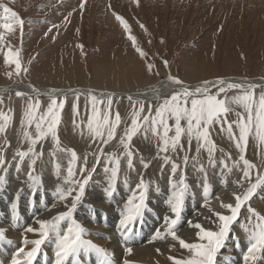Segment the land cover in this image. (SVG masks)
<instances>
[{
    "label": "rangeland",
    "instance_id": "rangeland-1",
    "mask_svg": "<svg viewBox=\"0 0 264 264\" xmlns=\"http://www.w3.org/2000/svg\"><path fill=\"white\" fill-rule=\"evenodd\" d=\"M82 2L84 4L83 8L80 7ZM0 3L11 7L24 21L22 31L20 26H16L13 34H7L6 43H10L13 50L19 49L22 69H27V72L22 70L17 75L15 65L5 64L4 54L0 52V88L18 87L12 95V102L8 100L10 98L8 94H0V97H3L0 111H4L8 115L14 113L13 120L9 122L10 125L8 124L5 133H0V150L3 151L5 158L4 167L7 168L6 183L3 190L0 191V198H3V206L0 202V215L4 211L6 213L5 220L9 222L13 221L9 204L13 202L16 192L21 189L19 199L22 201L27 200L28 205L25 207V204L18 202L19 219L16 220L18 224L21 220L22 223L26 222V218H28L26 223V226H28L27 224L34 220L36 215L33 214L37 212L35 209L39 205H45L49 208L54 206L63 210L66 203H71L70 199L60 201L55 197L58 185L65 188L71 186L64 183V179L67 176L70 153L57 150L51 137L44 140L42 145L37 144L36 146L38 152L41 147L43 148V155L34 166V174L41 179V183L36 187L34 197L32 190L28 187L27 179L30 158L26 157L21 164L20 171H16V162L19 158L17 157V160H13V156L17 150H26L28 147L27 141L24 140L21 126V119L27 101L26 97L16 96V92H23L35 98L37 93L32 92V87L46 90L50 88L58 89V87L59 89L87 87L94 90L122 91L129 94V92L136 91L144 85L148 84L147 86H151L160 83V81H167L169 74L179 77L185 84L195 86L202 81H212L217 78H224L228 81L234 79L264 80V0H139L138 4L136 0H0ZM115 14L124 18L129 26L128 31L116 19ZM66 17L67 19H65ZM54 25L55 27H53ZM130 36L135 38V44L129 38ZM137 48L142 50L143 56L137 51ZM165 61H167V67L165 66ZM148 64L153 65L151 72L148 71ZM10 73L11 75H9ZM0 91L3 92V90ZM261 91H264V84H261L256 89L257 96ZM234 94H236V90H231L228 93L230 96ZM49 95L51 96L52 94L50 93ZM49 95L46 94L45 96V94L39 93L41 112L46 111L50 103L51 97ZM91 96H95L98 101H104V104L99 105L100 107L106 106L107 96L103 97L92 93L81 94L74 91L66 96H56L58 100H65L64 107L60 113L61 121L58 126V136L60 147L63 149H74L79 157L74 166L77 172V179L81 178L79 169L84 164L85 156L87 157V168L89 171L96 165V170L85 187L82 199L85 198L83 200L87 203L95 204L96 206H98L97 202H102L101 204L104 206L107 205L106 210L110 217L107 218L106 215L103 220H110L120 215V210H122L125 201L131 195V190L135 189L136 184L143 177L149 186L147 198L150 196L153 200L150 202L151 199H149L147 202L148 208H151H149L150 211L149 209L146 210L147 214L144 212L143 216L145 218L150 215L147 217L148 219H145L154 224L155 229L161 228L163 222L154 223L153 218L158 216L162 219L167 214V211L159 208L155 203L158 204L160 202L163 206L169 207L167 199L170 192L169 176L172 162L180 166L173 180L179 181L183 173L186 183L189 185V194L186 197L185 204L200 199V195L201 198L204 196L203 185L206 176L207 183L211 188L208 201L212 200L217 190H228V193H222V197L218 202L220 206L215 205V207L216 211L229 214L226 209L221 207V202L234 204V184L237 181H241L244 186L242 189L245 191V188L248 187V180L242 181L244 165L240 161V150L236 147L235 141L229 139L227 132L221 131L218 125L214 127V130H211V134L214 133L211 136L213 137L214 135L215 137L211 139L218 146L216 148L218 152L216 154L215 152L213 153L214 164L210 163L209 154L204 148L203 150L201 148L202 153L200 155H197V152H189L187 140L182 141L184 144L183 150L177 148L176 152L170 151L167 153L171 159L168 163H165L163 159L164 153L155 155V152L158 151L157 138L151 133L148 134L147 138H145L143 133H138L131 143L133 167L131 169L128 167L126 156L120 157V172L116 183V191L111 196L113 199L114 195L117 194L123 199H120L118 205H113L109 201L104 200L110 197L106 192L110 173H105L104 171L106 155H101L97 164L96 157L99 154L101 144L99 141L91 139L86 127L87 118L91 114ZM111 98L113 116L117 109L121 113V134L125 126L123 122L127 121L130 123L133 104L138 101L143 102L145 107L144 114H147L149 105L154 109L161 101L144 102L139 98L129 100L127 96ZM74 104L77 105L76 113L73 111ZM11 106L13 109L9 113ZM232 107L235 111L228 114L229 121L235 120V113L242 111L238 106L232 105ZM28 130L35 134L34 126ZM120 135L117 134V137L109 142L108 145H103L105 154L115 152L119 155L123 152V147L119 144ZM219 135L220 137H218ZM214 139H219L220 142ZM8 142H10V146ZM256 142H258L256 139L250 137L245 151V159L256 165V168L252 170L251 182L253 183L257 173L264 174L262 162L258 161L259 159L261 161L264 160L262 158L264 157V147L262 148L264 145L261 146L259 142L258 144ZM190 153L192 154L191 157L189 156ZM49 156L52 160L46 159ZM81 156L82 160L80 161ZM185 156L188 157L186 164L184 162ZM142 161L149 166L145 168ZM152 161L154 162L153 164H151ZM44 162H49L50 165L48 166ZM57 165H59V169H57ZM193 166H195V172L190 178V169ZM149 170H151V173L147 174ZM57 172H59V176ZM3 174V170L0 169V175ZM125 178H127V184L124 183ZM166 181L167 183H165ZM152 184H154L153 186L156 189L154 191L151 189ZM162 186L166 187L165 191L167 190L168 193L164 191L166 197L164 196V198L160 199L162 194L160 196L157 188L159 189ZM263 189L264 187L257 189V194L255 193L244 207L246 214L241 216L239 214L238 220L231 226V232L225 246L217 253V262L224 264L225 261L223 260L225 258H232L240 250H243V253H238L240 258L237 257L236 259L239 260L240 264H244L243 254H245L244 251L248 246V233L244 228L248 226V217L250 215L247 205L264 215ZM99 195L100 197L103 196L102 199L98 198ZM38 196H41L40 199ZM51 197L54 198L52 199ZM33 199L34 204L30 203ZM203 203H205V200ZM195 208H197L196 205L193 206L192 210H194L192 213L197 211H195ZM115 210L118 214H116ZM190 215L191 212L183 208L181 221L191 220ZM96 217L97 219L99 218L97 215ZM209 218H206L203 223L201 220L195 223H200L214 231L218 230L217 224L212 222L216 219L213 213ZM253 219L255 218L253 217ZM103 220L101 224L106 228ZM116 220L119 221L117 218ZM99 221L100 218L98 219ZM96 223H93V225H96ZM9 224L11 223L6 222L5 226L0 227L5 233V240L0 241V257L3 259L0 260V264L10 263L12 255L21 246L26 251L33 247L30 243L24 244L25 237L29 241L40 238L38 232H33L29 236L25 232L17 233L18 231L15 228H13L14 230H8ZM67 225L62 226L61 222L62 229H66ZM96 227V229L84 227L87 232L84 239L91 241L96 239L97 241L93 240V243L105 249L107 256L92 251L86 255L84 253L80 254V257H75L76 260L74 257H69L66 263L73 262L76 264L75 262H77L78 264L81 261L82 263L85 262L83 264H94L93 259L100 256L99 264H119V262H122V258L119 257L118 259L116 253L114 255L113 249L109 247L114 244L113 237L119 232L109 228L110 230L106 229L107 233H104V230L99 225ZM36 228L38 229L39 225ZM181 228L182 226L178 228L180 232L183 230ZM103 234L106 235L104 242L108 244L104 247L97 244ZM89 236H93V239ZM108 238L111 243L107 241ZM195 240L194 233L186 241L194 242ZM8 241H11V243H8ZM115 241L118 243L117 240ZM145 242V244L153 247L151 243L155 241L146 240ZM244 243L246 245L245 248ZM53 245H55L54 237L50 234V238L41 245L34 264H42L44 261H47L46 264H53L55 259V247ZM83 256L84 260L82 259ZM188 256V250L180 246H172L170 250L167 249L166 252H160L159 257L153 255L154 260H149L147 264H173L169 257L184 259ZM218 257L221 258L219 259ZM142 263L132 261V264ZM79 264L81 263L79 262ZM250 264H264V254L259 255L257 260L250 262Z\"/></svg>",
    "mask_w": 264,
    "mask_h": 264
},
{
    "label": "snow or ice",
    "instance_id": "snow-or-ice-1",
    "mask_svg": "<svg viewBox=\"0 0 264 264\" xmlns=\"http://www.w3.org/2000/svg\"><path fill=\"white\" fill-rule=\"evenodd\" d=\"M136 2L138 4L139 0H136ZM80 7H84L83 2ZM0 10H2L0 11V52L4 54L5 64H14L15 72L19 75L22 70L27 72V69H22L19 49L13 50L11 44L6 43V41L7 34H13L16 26H20L22 31L24 21L16 11L6 4L0 3ZM115 15L116 19L128 31L129 26L124 18L118 14ZM129 38L135 44V38L131 36ZM137 51L142 56L144 55L141 49L137 48ZM164 63L167 67V61ZM147 68L151 72L153 65L148 64ZM167 79L176 86V90L171 95L165 96L154 109L149 105L147 114H144L145 107L143 102L138 101L133 104L130 123L127 121L123 122L125 126L123 133L119 136V144L123 147V152L119 155L115 152L105 154L103 151V145H108L109 142L117 137V129L122 124L119 111H116L113 116L111 96L108 97L107 104L103 108L99 105L104 104V101H98L95 96H91V114L87 118L86 127L91 139L99 141L101 144L99 154L96 157L97 164L100 161V156L106 155L104 171L105 173H110L108 176V188L106 189L108 196H112L116 191V183L120 172V157L126 156L128 167L130 169L133 167L131 143L138 133H143L145 138L151 133L157 138V155L164 153L163 159L165 163H168L171 159L167 153L170 151L174 153L177 148L183 150L184 144L182 141L186 139L189 147L193 140L196 141L197 153L200 152L201 148L206 149L210 163L214 164L213 153L216 150V145L211 139V129L218 125L221 131L227 132L229 139L235 141L236 147L240 150V161H243L244 165L242 180H248V187L242 193H233L234 204L221 202V207L227 209L229 214L209 209L213 211L216 219L212 222L217 224L218 230L214 231L200 223L194 224L191 220H188V226L196 229V240L187 242L177 235L185 200L189 194V185L186 183L183 173L179 181L173 180L180 166L172 162L169 176L170 192L167 199L170 214H166L163 217V232L158 228L152 236V240H163L170 236L173 240L179 242L181 248L188 250L189 256L187 258L169 257L173 264H217V253L225 246L231 232V226L238 220L241 208L250 201L257 189L264 187V174L257 173L255 182H251L252 170L256 168V165L245 159V151L250 137L256 139L259 144L264 145V91H261L257 96L256 89L260 85L250 82H232L224 78H217L212 81L205 80L197 86L186 85L179 77L171 74H169ZM231 90H236V94L228 95ZM49 91L52 93L50 103L46 111L43 112L40 111L39 89L32 87V92L37 93L35 98L23 92H16V96L26 97L27 101L21 119V126L23 137L27 141L28 147L26 150H17L13 160H17V157L19 158L16 162V171L19 172L24 159L26 157L30 158L27 179L28 187L32 190L34 197L36 187L41 183L40 177L34 174V166L43 155V148L41 147L38 152L36 146L37 144L42 145L44 140L51 137L57 150L70 153L67 176L64 179V183L71 186L65 188L58 185L55 195L60 201H67L71 197V203L70 205L66 203L65 207L67 210L59 212L51 220H37L38 229L28 226L26 231L38 232L40 238L29 241L25 237L24 244L30 243L33 247L27 251L23 246L18 248L12 255L10 264H34L41 245L50 238V234L54 237L55 243L54 264H66L69 257H79L81 253L88 254L92 251L107 256L105 249L99 247L91 240L84 239L87 234L86 229L73 216L77 203L82 199L85 187L96 170V165L89 171L87 168V157L85 156L84 164L79 169L81 178H76L77 172L74 166L79 157L74 149L61 148L58 136V126L61 121L60 113L64 107L65 100L57 99V90L51 89ZM131 99L130 96L129 100ZM2 103L3 97H0V104ZM232 105L239 106L242 111L236 112V119L229 121L228 114L235 111ZM11 111L9 109V112ZM73 111L74 113L77 111V105L75 104L73 105ZM11 118L8 113L0 111V133H5ZM33 126L35 134L28 130ZM8 143L10 146V142ZM187 160L188 157L185 156V164ZM142 163L144 162L142 161ZM4 166L5 158L3 151L0 150V169L4 172L3 175H0V191L3 190L6 183L7 168ZM148 166L147 163H144L145 168ZM57 169H59V165H57ZM57 175L59 176V172H57ZM124 183L127 184V178H125ZM236 183L243 187L241 181ZM148 190L149 186L143 177L136 184L135 189L131 190V195L125 201L117 224V230L122 237L130 238L134 234L136 222L142 223L144 212L148 210ZM21 191L22 189L16 192L15 200L11 203L14 220L19 219L18 201ZM157 191H159L158 188ZM210 193L211 188L205 176L203 185L204 207H208L207 201ZM30 203L34 204V199ZM248 212L250 214L248 226H245L244 230L248 233L249 242L243 256L244 264H250V262L256 261L259 255L264 254V215H261L250 205H248ZM63 221H68L66 229L61 228V222ZM4 240V230L0 229V241ZM8 243H11V241H8ZM132 251L131 247L126 249L127 254H131ZM157 252H159V249H157ZM124 264H132V262L125 260Z\"/></svg>",
    "mask_w": 264,
    "mask_h": 264
},
{
    "label": "bare ground",
    "instance_id": "bare-ground-1",
    "mask_svg": "<svg viewBox=\"0 0 264 264\" xmlns=\"http://www.w3.org/2000/svg\"><path fill=\"white\" fill-rule=\"evenodd\" d=\"M241 78V77H240ZM230 81H232V82H250V83H253V84H256V85H261V84H264V80L262 79V80H247V79H234V80H230ZM196 84V83H195ZM148 85V84H147ZM143 86V87H139L138 88V90H136V91H132V92H129V94H127V93H124V92H115V91H102V90H94L93 88H81V87H77V88H71L70 87V89H65V88H62V89H59V87H58V89H55V90H57L56 91V96H66V95H69V94H72V91H74V92H76V93H92V94H95V95H99V96H103V97H109V96H111V97H118V98H121V97H130L131 96V98H139L140 100H142V101H144V102H152V101H160V100H162L165 96H168V95H171V93L176 89V86L175 85H173V84H171V82H169L168 80L167 81H165L164 80V82H161L160 81V83H157V84H153V85H149V86ZM186 85H188V84H186ZM189 86H195V85H189ZM16 88H18L17 86H12V87H2V88H0V90H3V92L2 91H0V94L2 93H5V94H8V97H10L8 100H10V102H12V95H13V93L16 91ZM23 88V87H22ZM36 89H39V88H36ZM40 90V94H45V96H46V94H50V91L49 90H51V88L50 89H39ZM52 94V93H51ZM75 94V93H74ZM98 96V97H99ZM49 97H51L50 95H49ZM71 98V97H70ZM6 99V98H5ZM7 100V101H8ZM45 100V99H44ZM48 100V99H47ZM68 100V99H67ZM5 103V102H4ZM11 105H13V103H11ZM239 107V106H238ZM11 108V110L13 109L12 108V106L10 107ZM117 111H119V109H117ZM10 113V112H9ZM124 113V112H123ZM231 113H234V111L233 112H231ZM13 114L14 113H11L10 114V116L12 117L11 118V120H13ZM127 114V113H126ZM120 115H121V113H120ZM233 115V114H232ZM122 118V117H121ZM10 120V121H11ZM13 122V121H12ZM63 123V122H62ZM9 125H10V123H9ZM215 127V126H214ZM214 127L211 129V130H214ZM121 131H122V127L120 126L118 129H117V134L118 135H120L121 134ZM219 133V132H218ZM212 134H214V133H212ZM211 134V135H212ZM217 134V133H216ZM221 136H222V134H221ZM213 137H214V135H213ZM212 136H211V138H213ZM217 137V136H216ZM218 137H220V135L218 136ZM215 138V137H214ZM223 138V137H222ZM215 140V139H214ZM183 141H186V139H184ZM215 141H219V139H216ZM220 142V141H219ZM257 144H258V142H256ZM196 144V141L195 140H193V142H192V144H191V146L189 147V152H194V153H196L197 151H196V148H197V145H195ZM219 145V144H218ZM253 145V144H252ZM254 146V145H253ZM262 146V145H261ZM218 146H216V148H217ZM264 146H262V148H263ZM202 150H203V148H202ZM202 150H200V152L199 153H196L197 155H200L201 153H202ZM8 152V151H7ZM157 152L158 151H156L155 152V155L157 154ZM216 152H218L217 151V149L215 150V154H216ZM261 152V151H260ZM258 154H259V152H258ZM136 156H137V154H135ZM141 156V155H140ZM190 157L192 156V154L190 153V155H189ZM103 157V156H102ZM143 157V156H142ZM259 157H260V155H259ZM139 158V157H138ZM262 158H264V157H262ZM47 160H52L51 159V157L49 156L48 158H46ZM105 159V158H104ZM259 159V158H258ZM82 160V156L80 157V161ZM258 161H260V162H262V165H263V171H264V160L263 161H261L260 159L258 160ZM243 162V161H242ZM46 165H50L49 164V162H44ZM154 162L152 161V163L151 164H153ZM258 165V164H257ZM197 168V167H196ZM195 170V166H193L192 167V169H190V171H191V175H190V178H191V176H192V174L195 172L194 171ZM151 173V170H149L148 172H147V174H150ZM146 174V175H147ZM53 177V176H52ZM236 180V179H235ZM243 181V180H242ZM136 182V181H135ZM134 182V183H135ZM154 183V182H153ZM165 183H167V181L165 182ZM235 183V182H234ZM23 184V183H22ZM154 184H152V186H151V189H152V191H154V190H156L155 188H154V186H153ZM243 185V184H242ZM245 185V184H244ZM156 186V185H155ZM233 186V185H232ZM159 187V186H158ZM223 187V186H222ZM231 187V186H230ZM244 187V186H243ZM243 187H241V186H239L237 183H235L234 184V186H233V188L235 189V190H233V193H242L243 192ZM224 188V187H223ZM233 188H231V189H233ZM247 188V187H246ZM246 188H245V190H246ZM263 188V187H262ZM150 189V190H151ZM165 189H166V187L165 186H162V187H160L159 188V193H160V196H161V194H162V196L160 197V199L161 198H164V196L166 197V191H165ZM165 191V192H164ZM263 191H264V189H263ZM224 192H227L228 193V190L227 191H225V189H220V190H217V193H215L214 194V197L212 198V200H210V201H207V203H208V207H204L203 205L205 204V203H203V201L205 200V198H204V196L201 198V195H200V199H198V200H196V201H191V202H187L186 204H185V207H184V209L185 210H189L190 212H191V215H190V219H191V221L193 222V223H195L196 221H198V220H201V222L203 223V221H206L205 219L206 218H209V217H211V214L213 213V211H210L209 209H212V210H214V211H216V207H215V205H218L219 203V199L222 197V193H224ZM155 193V192H154ZM167 193H168V191H167ZM226 193V194H227ZM258 193H259V191H258ZM156 194V193H155ZM257 194V193H256ZM125 195V194H124ZM123 195V196H124ZM39 197V196H38ZM41 197V196H40ZM40 197H39V199H40ZM49 197V196H48ZM55 197H56V195H55ZM102 197L103 196H101L100 197V195H99V199H102ZM217 197H219V199H217ZM52 199L54 198V197H51ZM105 198V197H104ZM125 198V197H124ZM56 199V198H55ZM70 200H71V197L69 198ZM83 199H85V198H83ZM80 200V202H78V207H76V209H75V217H74V219L78 222V223H80L83 227H85V228H89V229H96L97 227V225H99L100 226V228L102 229V230H104V233H107V230L109 229V228H113V229H115V231L116 232H119L118 230H117V224H118V221L116 220V218L117 219H120V215H117L116 217H114L113 219L111 218L110 220H103L104 219V217H106V215H107V218L108 217H110V216H108V214H107V210H106V207H107V205L106 206H104V205H102L101 203L102 202H97V204H98V206H96L95 204H90V203H87L85 200ZM94 199L95 200H97V198L96 197H94ZM118 199V200H117ZM120 199H123V197H121L120 195H117V194H115L114 195V198L112 199L111 198V196L110 197H107V198H105L104 200H107V201H109L111 204H113V205H118L119 203H120ZM149 199H151V197L149 196V198H147V202L149 201ZM225 199H226V197H225ZM232 199V198H231ZM15 200V198L13 199V201ZM227 200V199H226ZM8 201V200H7ZM151 201H153L152 199L150 200V202ZM189 201V200H188ZM0 202H1V204H2V206H3V198H0ZM10 202V201H9ZM18 202H22L23 204H25L24 206L25 207H27V205H28V202H27V200H21V199H19V201ZM103 202H105V201H103ZM195 202V203H194ZM12 203V202H11ZM11 203L9 204L10 206H11ZM62 203V202H61ZM202 203V204H201ZM89 204V205H88ZM196 205V207L197 208H195V213H192V211L194 210H192V208H193V206L194 205ZM62 205H64V204H62ZM68 205H70V202H68ZM81 205H83L82 206V209H81ZM155 205H157L159 208H163L165 211H167V214H169V207L168 206H163L162 204H160V202L158 203V204H156L155 203ZM6 206V205H5ZM38 206V205H37ZM220 205H218V207H219ZM248 206V205H247ZM60 207V206H59ZM244 207L245 206H243L242 208H241V212H240V216L241 215H243V214H246V211L244 210ZM113 208H114V206H113ZM149 208H151V207H149ZM148 208V209H149ZM3 209V208H2ZM35 209V208H34ZM115 209V208H114ZM199 209V210H198ZM67 210V208L66 207H64L63 208V210H60L59 208H55V207H48V206H41V205H39L38 206V208H36L35 209V211H37L36 213L34 212V214L33 215H36L35 216V218H34V220H32L31 222H29L27 225L28 226H31V227H33V228H36V227H38V223H36V221L37 220H39V219H45V220H51L52 219V217H54V216H56L59 212H62V211H66ZM2 211V210H1ZM12 211V210H11ZM121 211V210H120ZM149 211H150V209H149ZM148 211V212H149ZM115 212H116V210H115ZM152 212H153V210H152ZM224 212V211H223ZM226 212H228V210L226 209ZM11 213V212H10ZM109 213H110V211H109ZM146 213V212H145ZM225 213V212H224ZM8 214V213H7ZM38 214V215H37ZM116 214H118L117 212H116ZM115 214V215H116ZM147 214V213H146ZM262 214V213H261ZM96 215L100 218V221L98 222V219H97V217H96ZM112 215H113V212H112ZM148 216H150V215H148ZM147 216V217H148ZM161 216V215H160ZM0 217H1V221H0V227L1 226H5L6 225V222H8V223H11V224H9L8 226H9V229L8 230H11V229H13V228H15L18 232L17 233H20V232H25L26 233V235H31L33 232H27L26 231V229H27V227L28 226H26V223L28 222V218H26V222H23L22 223V220L19 222V224L18 223H16V220H14L13 219V221H11V222H9V221H7V220H5V217H6V213H4V211H3V213L0 215ZM147 217H145V218H147ZM144 218V216H143V221H142V223L141 222H136V225H135V229H134V234L133 235H131V237L130 238H125V237H122L121 236V234H120V232L116 235V236H114L113 237V239H114V244H111L109 247H110V249H113V253H114V255H115V253H116V256H118V259H119V257L120 258H122V262H119V264H124V261L125 260H129V261H136V262H139V263H144V264H147L148 263V261L149 260H154L153 259V255L154 256H156V257H159V254H160V252H166V250L167 249H169L170 250V248L172 247V246H180L179 245V242L178 241H176V240H173L170 236H168L167 238H165V239H163V240H154L155 242H153V243H151V244H153V247H151V245H149V244H145L146 242V240H152V236H153V233L155 232V230L156 229H158V228H156L155 229V227H154V224H152V223H150L148 220H146ZM203 218H204V220H203ZM148 219V218H147ZM103 220V224L105 225V227L106 228H104L103 227V225L101 224V221ZM150 220V219H149ZM6 221V222H5ZM153 221H154V223H157V222H159V221H162L163 222V218L162 219H160L158 216H156L155 218H153ZM188 221V220H187ZM187 221L186 220H183V221H181L180 222V224L178 225V228L180 227V226H182V228L181 229H183V230H181V232L178 230L177 231V235H179L182 239H185V240H187V239H189V238H191L192 236H193V234L196 232V229H194V228H190L189 226H188V223H187ZM95 222H97L96 223V225H93V223H95ZM160 223V222H159ZM210 223V222H209ZM212 223V222H211ZM65 224H68V221H64V222H62V226H64ZM215 224V223H214ZM184 225V226H183ZM211 225V224H210ZM214 226V225H213ZM160 227V226H159ZM215 227H216V225H215ZM107 229V230H106ZM159 229H161V231L163 232V226L161 227V228H159ZM7 230V231H8ZM14 230V229H13ZM110 230V229H109ZM114 231V232H115ZM193 231V232H192ZM111 232V231H110ZM236 232V231H235ZM24 233V234H25ZM112 233V232H111ZM151 233V234H150ZM23 234V233H22ZM21 234V235H22ZM90 235V234H89ZM95 236V235H94ZM109 236V235H108ZM88 237V236H87ZM90 237V236H89ZM93 237V236H92ZM92 237H90V238H92ZM233 237V236H232ZM31 238V237H30ZM99 238V237H98ZM97 238V239H98ZM104 238H106V235L105 234H103V235H101L100 236V238H99V240H98V243L97 244H99L100 246H106V245H108V244H106L105 242H104ZM109 238H112V237H109ZM109 238L107 239V241L109 242V243H111L110 241L111 240H109ZM93 239V238H92ZM93 240H96V239H93ZM92 240V241H93ZM115 240H117L118 241V243L115 241ZM97 241V240H96ZM144 242V243H143ZM246 242V241H245ZM249 242V241H248ZM141 243H143V244H141ZM247 243V242H246ZM131 245H133V247H131ZM236 245V244H235ZM54 247H55V245H53ZM128 247H131L132 248V253L131 254H127V252H126V249L128 248ZM246 247V245H245V243H244V248ZM11 248V247H10ZM157 249H159V252H157ZM243 249V248H242ZM13 250V249H12ZM54 250V249H53ZM108 250V249H107ZM246 250H247V248L245 249V251L244 252H246ZM55 251V250H54ZM243 251V250H242ZM241 250L239 251V252H242ZM110 252V251H109ZM238 252V253H239ZM94 253V252H93ZM238 253L236 254V256L234 255V257H232V258H229V259H226L225 258V260H223V261H225L224 262V264H240L239 263V260L238 259H236L237 257H239L238 256ZM243 253V252H242ZM242 253H240V254H242ZM3 254V253H2ZM43 254V253H42ZM82 254V253H81ZM120 254V255H119ZM167 254V253H166ZM84 255H86V254H84ZM94 255V254H93ZM99 255V254H98ZM171 255V254H170ZM244 255V254H243ZM243 255H241V256H243ZM4 256V255H3ZM8 256V255H7ZM109 256H111V255H109ZM39 257V256H38ZM80 257V256H79ZM101 257V256H100ZM94 258L93 259V262H94V264H99L98 262L100 261V259L101 258ZM150 257H152V258H150ZM168 257V256H167ZM4 258V257H3ZM8 258V257H7ZM41 258V257H40ZM75 258V257H74ZM111 258V257H110ZM115 258V257H114ZM219 258V257H218ZM221 258V257H220ZM219 258V259H220ZM240 258V257H239ZM2 258L0 257V260H1ZM38 259V258H37ZM83 260H84V256H83V258H82ZM109 259V258H108ZM112 259V258H111ZM262 259V258H261ZM3 260V259H2ZM6 260V259H5ZM4 260V261H5ZM45 260V259H44ZM47 260H48V258H47ZM72 260V259H71ZM75 260H76V258H75ZM75 260H74V262H75ZM241 260V259H240ZM77 261H78V259H77ZM218 261V260H217ZM216 261V262H217ZM46 262L47 261H44V262H42V264H46ZM81 264H83V263H85V262H81V261H79ZM79 262H78V264H79ZM111 262V261H110ZM113 262V261H112ZM168 262V261H167ZM172 262V261H171ZM9 263V262H8ZM7 263V264H8ZM52 263V262H51ZM73 262H68V263H66V264H72ZM76 264H77V262H75ZM106 263H108V262H106ZM115 263V262H114ZM142 263V264H143ZM10 264V263H9ZM54 264V263H53ZM74 264V263H73ZM217 264H221V263H219V262H217Z\"/></svg>",
    "mask_w": 264,
    "mask_h": 264
}]
</instances>
